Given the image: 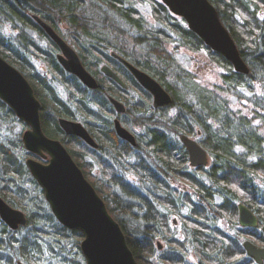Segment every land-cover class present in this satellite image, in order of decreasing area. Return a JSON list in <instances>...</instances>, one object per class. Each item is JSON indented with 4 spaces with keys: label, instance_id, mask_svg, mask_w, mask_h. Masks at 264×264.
<instances>
[{
    "label": "trees",
    "instance_id": "trees-1",
    "mask_svg": "<svg viewBox=\"0 0 264 264\" xmlns=\"http://www.w3.org/2000/svg\"><path fill=\"white\" fill-rule=\"evenodd\" d=\"M87 1L0 0V56L19 70L33 88L42 106V130L65 145L86 180L113 212L136 222L133 232L126 230L121 221L117 223L138 264H256L246 256L241 242L249 239L257 246L264 245L260 227L264 223V141L257 130L264 126V0H209L250 68L248 74L236 72L226 58L208 48L187 28L183 18L173 16L159 0H144L151 8L154 25L142 17L137 0H89L93 9L103 14L99 20L101 30L90 25L84 15ZM33 15L49 23L56 33L63 30L62 26L67 31L71 28V42L81 64L96 78L98 88L91 90L82 85L58 65L53 51L34 43L29 30L56 48ZM6 23L18 31L15 39L3 34ZM123 28L129 33L135 30L131 45L123 38ZM115 34L121 42L113 38L112 44L108 37ZM172 38L186 49H204L225 69L221 86L202 90L197 99L186 91L179 94L175 86L189 82L193 75L167 50L166 43ZM134 45L145 51L141 59L134 57ZM112 52L160 82L170 92L172 104L155 109L152 95L111 56ZM28 53L46 62L67 89L69 100L60 97L41 76ZM99 63H106L119 74L127 87L122 88L102 74ZM108 95L127 105L129 121L120 117L125 125L139 128L133 135L135 146L116 138L106 117L111 108ZM227 96H247L252 107L241 114L230 106L233 100ZM57 117L80 120L91 137L115 155L131 152L130 180L118 177L108 161L100 159L97 149L77 136L65 135ZM0 120H14L13 111L2 100ZM181 134L198 139L211 156L208 167L192 170L187 166ZM27 156L31 154L24 150L21 136L0 140V196L27 216L21 233L9 231L0 218V264H80L83 256L79 242L83 235L56 220L40 186L23 163ZM150 162L154 168L148 165ZM97 165L103 171L100 177L93 171ZM24 179L33 186L34 193L18 185ZM172 180L186 184L192 192L177 191L171 186ZM239 202L258 217L256 227L239 226ZM169 213L179 220V233L173 231ZM69 240L77 249L72 258L63 255V242ZM157 240L163 242L161 250ZM189 256L195 263L187 262Z\"/></svg>",
    "mask_w": 264,
    "mask_h": 264
},
{
    "label": "water",
    "instance_id": "water-1",
    "mask_svg": "<svg viewBox=\"0 0 264 264\" xmlns=\"http://www.w3.org/2000/svg\"><path fill=\"white\" fill-rule=\"evenodd\" d=\"M160 2L168 7L173 16L183 18L187 28L201 38L208 48L226 58L236 72L249 73L250 68L241 57L232 36L223 26L216 8L209 0H160ZM33 19L59 47L60 54L57 59L64 70L76 76L87 88L91 90L98 88L96 78L81 64L78 54L66 44L60 34L38 15H33ZM112 56L117 58L144 90L152 95L154 108L172 104L170 92H167L160 82L117 53L113 52ZM100 71L122 88L127 87L122 78L107 64H103ZM0 100L28 126L21 137L25 150L42 158L48 157L47 163L44 164L34 158H27L25 163L29 174L40 186L56 220L67 229L82 233L83 239L79 246L85 264H138L126 244L125 234L119 223L108 213L105 202L90 181L86 180L69 151L59 140L49 138L42 130L41 104L36 99L30 83L19 70L1 56ZM109 101L118 113L125 111V105L117 98L109 96ZM58 125L67 135L77 136L92 148H96L97 142L79 121L59 117ZM113 127L116 136L133 146L136 145V138L128 129L121 126L117 118ZM180 142L185 146L190 166H204L208 163L209 158L205 149L194 138L181 134ZM237 207L239 225L256 227L258 218L251 209L241 202L237 203ZM0 218L12 230L24 226L27 222V216L20 209L10 206L1 196ZM260 227L264 235V223ZM157 245L158 249L162 248L160 242H157ZM242 247L256 264L264 262V245L260 247L245 239L242 241ZM18 264L22 263L19 261Z\"/></svg>",
    "mask_w": 264,
    "mask_h": 264
},
{
    "label": "rangeland",
    "instance_id": "rangeland-1",
    "mask_svg": "<svg viewBox=\"0 0 264 264\" xmlns=\"http://www.w3.org/2000/svg\"><path fill=\"white\" fill-rule=\"evenodd\" d=\"M89 1V0H88ZM85 5L84 7V15L85 17L90 21V25L94 26L97 25L98 27L101 25L99 22V20H101V18L103 17V14L101 13V11H96L93 9V6L90 4V2ZM136 7L137 9L140 10L142 17L148 22L150 23V25H154L156 23L155 18L153 19L152 13H151V8L149 7L148 3L146 1H141V0H137L136 1ZM95 27V26H94ZM62 31L57 33V34H61L65 39H67L66 41L68 42V44H71V38L70 36L72 35V33H70L71 28H69L70 30L67 31V29L65 30V26H62ZM122 31L124 30V34H123V38L125 36V40L129 41V44H132L131 38L132 36L135 34V30H133L132 33H129L128 30H126L125 28L121 29ZM16 33H18L17 30L13 29L12 26L8 23L5 24V27L3 29V34L5 36L11 37L13 39L16 38ZM28 34L31 36L32 40L34 41V43L36 45H40L43 48H46L48 50L51 51V45L48 44V42L43 39L42 37H40V35H37L34 31L29 30ZM130 34V38H128ZM72 46L74 45L73 43L71 44ZM75 46V45H74ZM75 50L77 49L76 47H74ZM166 47L167 50H169L175 57V60L179 61V63L182 65V67L187 70L188 72L190 71L193 75L192 79L189 80V82H183V83H178L175 88L178 89L179 94H182L183 91H186L189 96L191 95L192 99H197L200 96L198 95V93H200L202 90L204 91H211V89H216L218 86H221L222 84V79H221V75L222 73L225 71V69H223L222 67H219L213 59H210V57L208 56L207 52L204 49H200L198 51H193L190 49H186L183 46H181L180 42H178L177 39L172 38L170 41H168L166 43ZM50 48V49H49ZM133 50V55L134 57H138L139 59L142 58V56L145 55V51H143L141 49V47H138L137 45H134V47L132 48ZM28 57L30 59V61L32 62L33 66L40 72H43L45 75H47V77L51 78V76H53L48 70V67H46L43 59L39 56H35L33 54H29L28 53ZM101 65V63H99ZM45 65V66H44ZM99 65V66H100ZM54 80L52 82L53 86L57 88L58 94L60 97L66 98V93H64V88L62 86H59L57 81H56V77H53ZM197 97V98H196ZM224 97V96H223ZM247 96H244L243 98H238L236 96H227L225 98H227L228 100H233L230 103V106L234 109H239L241 114L247 113L248 112V107H252V104L246 99ZM195 101V100H194ZM42 107V106H41ZM41 109V108H40ZM41 111V110H40ZM13 122H5V121H1V126H0V140H10L11 138H17L18 136L20 137L21 134H23V132L25 131V128L23 127L22 124H19L18 122L12 120ZM258 123V120H255V124ZM258 132L261 135V138L264 141V126L258 127ZM139 131V128H131V132L134 134H136ZM89 146V145H88ZM91 147V146H89ZM92 148V147H91ZM263 148H264V143H263ZM21 154V153H20ZM93 171L95 172V175L99 176L101 175L100 170L98 169L97 166H95V168L93 169ZM129 178V177H128ZM128 180V179H127ZM18 185H20L22 188L25 187L26 189L29 190V192L34 193L33 192V186L27 182V180H23L22 182H18ZM173 188L177 189V191L184 193V192H192L191 188H188L186 184L181 183V182H175L172 185ZM106 203V202H105ZM106 207L108 210V213L111 214V216L113 217V219H115L117 222L121 221L122 223H124L125 229L128 230L129 232H133V229L135 228V223L134 220L131 218H129L128 216H126L125 214H119L118 212H113L111 206L107 205L106 203ZM176 217V216H175ZM174 218V216H171L169 218L171 226H174L173 231L179 233L180 231V222L179 220L176 221V223L172 224V219ZM27 223V222H26ZM26 225V224H25ZM24 226H21L23 228H25ZM20 228V227H18ZM21 229V228H20ZM20 229H18L20 231ZM17 229L13 230L18 231ZM26 230V229H25ZM21 233V231H20ZM25 233V232H24ZM180 235V234H179ZM178 235V236H179ZM161 242V240H160ZM161 244L163 245V242H161ZM63 255L65 257H70L72 258L73 254L76 253V245L74 244V242L72 240H69L67 242H63ZM159 250V249H158ZM192 256L188 257V260H192ZM80 264H85L84 259L82 258L81 261H79Z\"/></svg>",
    "mask_w": 264,
    "mask_h": 264
},
{
    "label": "flooded vegetation",
    "instance_id": "flooded-vegetation-1",
    "mask_svg": "<svg viewBox=\"0 0 264 264\" xmlns=\"http://www.w3.org/2000/svg\"><path fill=\"white\" fill-rule=\"evenodd\" d=\"M97 29H99V30H101V28L100 27H97ZM60 36L62 37V39L66 42V44H68V42L66 41L67 39H65L61 34H60ZM108 38H110L111 39V42H112V44L114 43V40H113V38L115 39V42H121V38H120V36L119 35H112V37H108ZM53 42V41H52ZM53 44H55L54 42H53ZM72 44V43H71ZM71 44H68L69 46H71L72 47V49L76 52V54H78L77 53V49L75 50V48H73V46L71 45ZM56 45V48L55 49H53L52 47H50L51 48V51H53V55L55 56V60H56V62L58 63V65L60 66L61 64L58 62V59H57V56H58V54H60V49H59V47L57 46V44H55ZM75 47V46H74ZM49 48V49H50ZM113 53V52H112ZM112 53H111V56H112ZM116 53V52H115ZM118 54V53H117ZM119 55V54H118ZM36 56V55H35ZM78 56H79V54H78ZM37 57H39V56H37ZM112 57H114V56H112ZM115 58V57H114ZM79 59H80V57H79ZM116 60H118L117 58H115ZM81 61V60H80ZM119 61V60H118ZM44 63H45V65H46V62L44 61ZM103 64H106V63H103ZM103 64L101 63V65L99 66V68H101V66H103ZM44 65V66H45ZM62 66V65H61ZM46 67H48L47 65H46ZM62 68H63V66H62ZM64 69V68H63ZM37 70V69H36ZM48 70L49 71H51L50 69H49V67H48ZM38 71V70H37ZM38 72H40V71H38ZM101 72V71H100ZM53 76H51L50 75V77L51 78H49V77H47V75H45L43 72H40V74H41V76L42 77H45L46 78V80L48 81V83H49V85L50 86H52V87H54L53 86V84H52V82H53V80H54V78L53 77H56L52 72H50ZM66 73H68V72H66ZM116 73V72H115ZM69 74V73H68ZM117 74V73H116ZM71 75V74H70ZM119 75V74H118ZM74 76V75H73ZM79 80V79H78ZM56 81H57V83H58V85L59 86H62V85H60V83H59V81H58V79H57V77H56ZM63 87V86H62ZM55 89H56V91H57V88L56 87H54ZM64 88V87H63ZM57 93H58V91H57ZM64 93H66V98H64V99H66V100H69V97H67L68 96V91H67V89H65L64 88ZM59 95V94H58ZM109 96L110 95H108L107 97H108V101H109ZM123 105H124V103H123V101H121V100H119ZM109 104H110V106H111V108H110V110L108 109V113H106V117L111 121V127L113 128V131H114V134H115V136H116V132H115V128L113 127V124H114V120H116V118L120 121V124H121V126L122 127H124L125 129H128L130 132H131V126H129V125H125L123 122H122V120H121V117L122 118H124V119H126V120H128L129 121V113H128V111H127V105H125V111L123 112V113H118L117 111H115V109H114V107L111 105V103H110V101H109ZM151 104H152V101H151ZM155 109H157V108H155ZM14 113V112H13ZM121 116V117H120ZM58 118L59 117H57L56 119H57V122H58ZM62 118V117H61ZM14 121H16V122H20L21 121V119H19L17 116H16V114L14 113ZM81 124H82V122L80 121V120H78ZM23 122V121H22ZM19 124H21V123H19ZM83 125V124H82ZM27 126V125H26ZM83 127H84V125H83ZM25 128V127H24ZM25 129H28V126L25 128ZM65 133V132H64ZM132 133V132H131ZM133 134V133H132ZM65 135H67L66 133H65ZM134 135V134H133ZM70 136V135H69ZM21 137H22V134H21ZM118 136H116V138H117ZM120 140H121V142H123V143H127V144H130L129 142H127V141H125L124 139H122V138H120V137H118ZM192 138H194L197 142H198V139H196L195 137H192ZM92 139H94L93 137H92ZM179 139H180V137H179ZM95 140V142H97V146H96V148H94V149H97V153H98V155L100 156V159H105L106 161H108V163L112 166V168H113V170H115V174H117V176L119 177V176H122V177H124V178H127V179H129L130 180V176H131V171H130V169H129V167H130V164L132 165V163H133V161H132V153L131 152H128V153H124V154H122V155H115L113 152H111L109 149H106L105 147H103L98 141H97V139H94ZM60 141V140H59ZM21 142H22V140H21ZM61 142V141H60ZM62 143V142H61ZM198 144H199V142H198ZM63 145V144H62ZM131 145V144H130ZM201 145V144H200ZM24 146V145H23ZM63 146H65V145H63ZM131 146H133V145H131ZM184 148H185V146H184ZM204 148V147H203ZM205 149V148H204ZM24 150H25V148H24ZM26 151V150H25ZM205 151H206V149H205ZM27 152V151H26ZM185 152H186V156H187V151H186V149H185ZM29 154H31V156H27V157H24V161H23V163H25V161H26V159L27 158H34V159H36L37 161H39V162H41V163H47V160H48V157H41V156H38V155H35V154H33V153H30V152H28ZM206 154L208 155V158H209V160H208V163L206 164V165H204V166H190V164H189V157H188V161H187V166H189V168L190 169H194V168H197V167H208L209 166V164L211 163V156L207 153V151H206ZM25 165H26V168H27V170H28V167H27V164L25 163ZM149 166H151V167H153L154 168V166L153 165H151V162L148 164ZM97 167H98V169L100 170V173H101V175H102V173H103V171L101 170V168H100V166H98L97 165ZM28 173H29V171H28ZM31 175V174H30ZM100 175V176H101ZM32 177V176H31ZM129 177V178H128ZM176 181L175 180H172L171 181V186L173 185V183H175ZM171 216H173L172 214H170L169 213V217L168 218H170ZM173 221H172V224L174 223H176V221H177V218L175 217V215H174V218L172 219ZM3 224H5V223H3ZM6 225V224H5ZM240 226V225H239ZM8 228V227H7ZM20 228H22V227H20ZM20 228H16L17 230L18 229H20ZM225 228H227L226 226H225ZM9 231H13L12 229H8ZM243 240H245V239H242V241ZM249 240V239H248ZM242 243V242H241ZM247 256V255H246ZM248 257V256H247ZM84 258V257H83ZM249 258V257H248ZM252 259V258H251ZM254 260V259H253ZM84 261H85V259H84ZM195 259H192V260H188L187 259V262H190V263H195ZM255 262V261H254ZM264 263V262H263ZM262 263V264H263Z\"/></svg>",
    "mask_w": 264,
    "mask_h": 264
},
{
    "label": "bare ground",
    "instance_id": "bare-ground-1",
    "mask_svg": "<svg viewBox=\"0 0 264 264\" xmlns=\"http://www.w3.org/2000/svg\"><path fill=\"white\" fill-rule=\"evenodd\" d=\"M27 80V79H26ZM28 81V80H27ZM29 83V82H28ZM86 143V142H85ZM103 200V199H102ZM116 221V220H115ZM117 222V221H116ZM8 227V226H7Z\"/></svg>",
    "mask_w": 264,
    "mask_h": 264
}]
</instances>
